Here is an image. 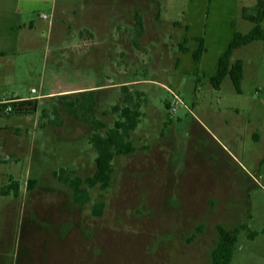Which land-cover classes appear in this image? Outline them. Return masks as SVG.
Segmentation results:
<instances>
[{
	"label": "rangeland",
	"instance_id": "374dc122",
	"mask_svg": "<svg viewBox=\"0 0 264 264\" xmlns=\"http://www.w3.org/2000/svg\"><path fill=\"white\" fill-rule=\"evenodd\" d=\"M255 2L0 0V189L18 183L0 195V264H210L218 224L246 226L230 264H264V40L231 55L240 93L228 75L210 81ZM124 86L141 104L134 150L115 153L108 188L77 205L52 172H94L91 137L119 119ZM14 93L36 109L16 112Z\"/></svg>",
	"mask_w": 264,
	"mask_h": 264
},
{
	"label": "trees",
	"instance_id": "16d2710c",
	"mask_svg": "<svg viewBox=\"0 0 264 264\" xmlns=\"http://www.w3.org/2000/svg\"><path fill=\"white\" fill-rule=\"evenodd\" d=\"M241 16L245 20L250 21L253 25L245 33L241 31H235L226 51L219 56L216 64L215 74L210 77L211 84L216 89L220 87L222 80L228 75L236 92H241L243 62L241 59H236L231 62V55L238 47L253 41L264 40V27L262 25L264 21V0H256L255 4L250 7L244 6L242 8ZM134 25L137 34H142L143 21L138 12H136L134 15ZM197 42L198 46L192 53V57L195 61H199L203 52L205 51L204 38H197ZM181 48L183 47L181 46ZM122 90H124L123 98L127 105L121 107L116 104L112 108L114 111H119V119L114 122V126L106 132V135L103 136L100 133H95L91 137V142L97 151L94 172L85 178L73 176L70 170L63 167H60L59 169L52 172V176L54 178L66 184L71 189L73 202L77 205H84L89 201V188H92L96 185H98L102 190L108 188L113 172L110 161L114 157L115 153L127 154L134 150L129 138L131 132L137 127L141 116V112L139 110L141 104L139 98H137L139 93L136 92L137 100L133 103V105L129 106V103L133 102L135 97L125 86L122 88ZM93 94V90H88L89 107L87 108L89 109V112H93V105L95 104ZM83 103L84 102L82 101L78 107H82ZM70 104L71 106L75 105H72V103ZM11 106L18 113H29L36 109L37 103L30 99L18 98L11 104ZM70 111L75 118L89 122L93 129L101 130L106 126L103 121L96 118H81L82 116L77 113V108ZM35 183V179H30L28 187L30 189L33 188ZM11 191L14 194H17V182H13L5 188L0 189V195H8L11 193ZM103 206L104 205L102 202L93 205L92 214L95 216H100L103 211ZM244 228H246L245 225H240L233 229H226L221 224L216 226L217 240L214 248L211 251L210 264H230L237 243V234L241 229ZM256 234V231L251 230L248 233V237L254 238Z\"/></svg>",
	"mask_w": 264,
	"mask_h": 264
},
{
	"label": "crops",
	"instance_id": "0c3cea01",
	"mask_svg": "<svg viewBox=\"0 0 264 264\" xmlns=\"http://www.w3.org/2000/svg\"><path fill=\"white\" fill-rule=\"evenodd\" d=\"M31 89H30V92H31ZM14 94H15L14 96H16V97H18L20 99H26V98L30 97V95H18L17 93H14ZM38 97H39V95H38Z\"/></svg>",
	"mask_w": 264,
	"mask_h": 264
},
{
	"label": "built area",
	"instance_id": "2783aa9c",
	"mask_svg": "<svg viewBox=\"0 0 264 264\" xmlns=\"http://www.w3.org/2000/svg\"><path fill=\"white\" fill-rule=\"evenodd\" d=\"M43 17H45V15H43ZM31 91H33V92H34V91H35V89H32Z\"/></svg>",
	"mask_w": 264,
	"mask_h": 264
}]
</instances>
